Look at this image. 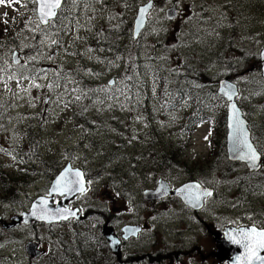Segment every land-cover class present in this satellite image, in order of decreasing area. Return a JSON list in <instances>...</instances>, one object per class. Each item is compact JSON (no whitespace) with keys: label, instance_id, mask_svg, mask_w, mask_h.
Wrapping results in <instances>:
<instances>
[{"label":"rangeland","instance_id":"374dc122","mask_svg":"<svg viewBox=\"0 0 264 264\" xmlns=\"http://www.w3.org/2000/svg\"><path fill=\"white\" fill-rule=\"evenodd\" d=\"M148 2L77 0L73 6L68 0L58 20L40 25L45 31L26 26L29 19L38 21L28 0L0 4V67L7 65L0 74V216L12 221L29 211L68 165L91 181L69 204L84 218L0 233L2 264H118L105 254L106 220L120 232L128 224L142 227L127 242L120 264H227L212 254L218 246L212 231L264 227V0H180L172 19L167 14L176 0H154L147 26L134 40L139 6ZM89 69L99 75L87 74ZM25 70L39 74L36 83L45 87L25 93L21 88L29 87L30 79L20 85L8 79ZM55 72L61 87L50 91L46 85ZM64 74L68 89L88 93L66 108L56 103ZM225 78L239 88L238 105L262 155L257 171L228 159L226 132H220L228 102L218 92ZM125 84H135L127 95L140 101L127 106L131 111H122L105 92L93 95L95 89ZM63 99L71 96L65 93ZM120 102L126 103L123 96ZM202 112L208 118L198 122ZM140 114L144 120L134 122ZM133 135L139 139L129 144ZM161 179L173 187L197 181L214 193L199 211L175 196L147 199L144 192L156 189ZM62 199L56 195L54 205ZM34 243L38 256L44 252L41 258L27 254Z\"/></svg>","mask_w":264,"mask_h":264},{"label":"snow or ice","instance_id":"6c2138e0","mask_svg":"<svg viewBox=\"0 0 264 264\" xmlns=\"http://www.w3.org/2000/svg\"><path fill=\"white\" fill-rule=\"evenodd\" d=\"M29 3L34 5L31 9V11L38 15V21H33L29 19L26 21V26L28 24H33L35 30L45 31L44 29H41L40 25H48L51 26L53 23V18L56 20L59 19L57 10L62 9V5L67 4L68 0H28ZM97 2H102V0H97ZM170 3L171 0H168ZM21 0H0V4H5L6 6H11L12 4H20ZM71 3L73 6L76 5L77 0H71ZM179 5L180 0H176V4L172 6L171 9L168 10L167 18L172 19L179 11ZM21 6L26 7L27 4H21ZM154 8V4L152 0H149V3L146 6H142L139 8V16L136 20V33L139 34L140 29L143 27L145 16L149 15L150 10ZM164 8H161L160 11H164ZM114 19V17H113ZM7 22V21H6ZM59 31V29H57ZM19 36V34H17ZM77 40L80 39L79 36L76 37ZM40 44H43L44 41H40ZM59 42L56 40H52V44H58ZM103 51V49H100ZM67 51V49H65ZM88 51H93L92 49H89ZM74 54V53H71ZM262 58H264V54H262ZM12 59L15 61L16 64L20 63L19 58L16 55H13ZM30 60H35L36 57L32 56L29 57ZM51 59V57H49ZM117 59H120L118 56ZM2 60V58H0ZM109 63H114L113 61H109ZM23 67V66H22ZM7 68L6 63L0 67V74H2ZM56 76V79L53 80V82L46 85V87L51 91L54 90L56 87H61L59 80L61 79V75L59 72L54 73ZM87 74L91 75H99V73H92L91 70H88ZM46 75V73H45ZM39 74H33L31 76L26 74V70L22 71L20 73L19 77H16L14 73L8 74V79H16V82L18 85H20L21 80L30 79L32 81L31 85L29 87H22L21 90L25 93H28L30 88L34 87L36 89H41L45 87V85L36 83V80L38 78ZM62 79L65 81V85L63 86V92H61L60 96L57 97L56 103L63 104V107H68L69 104H74L76 102H79L82 99V96L84 98L88 97V93L82 92V90L78 89L77 87H72L71 89H68L67 83L69 82V74H64ZM123 79L131 81L133 79L132 76H126ZM76 84H79V81H75ZM110 84H116V81H110ZM5 87L7 85L5 84ZM135 87V84L132 86H129L127 84L124 85L123 88L118 89H111L108 88L104 89H95L93 90V95H95L98 92H105L107 94L108 100H114L120 109L123 110H129L131 111L132 108L127 107L128 105H135L139 104L140 101L135 96H129L127 95L128 91H131V88ZM155 90V86L153 88V91ZM80 92L81 94L72 95L74 93ZM220 92L223 93L224 96L227 97L228 101H232L233 97L237 96L238 89H236L234 86L230 84H223L220 88ZM67 93L71 96V99L64 100V94ZM167 91H165V95H167ZM17 96L19 97V94L17 93ZM124 97V101L126 103L120 102V97ZM22 98V97H20ZM38 99V97L34 98ZM45 103H51V100H45ZM101 103H103L101 101ZM186 103V101H185ZM33 106H35L33 104ZM114 106L113 103L108 104L109 108H112ZM163 107V106H162ZM84 111H87V107L84 108ZM133 121H143L144 117L142 114L136 115L133 118ZM230 123L228 127L231 129L230 131V139L233 141L234 145L236 146L234 148V152L236 153L234 158L244 160L246 161L252 168H256L258 166V161L261 158V153L257 151V148L254 146V144L251 142L250 136H249V129L245 125V121L241 118L240 109L236 107L235 103H232L230 105ZM46 122V121H45ZM94 123V122H93ZM147 127V124L144 125ZM80 127H83L82 125ZM0 128H2V125H0ZM209 135H211V132H209ZM139 139L138 136L133 135L129 140L128 143L131 144L133 140ZM208 137L205 136V140H207ZM85 173L80 170H73L72 168H65L64 171L60 174V176L55 180V183L51 187V190L41 198V207L37 209L36 205H33V210L31 212V216L40 220V221H46L48 223H54L64 220H69L70 218H73L76 216V212L72 211L69 208H56L55 210L48 207L49 205V199L48 197H52L55 194H59L60 196H66V195H75V194H85L88 189L85 187V180H84ZM88 184L91 183V181L87 182ZM193 190H195V193H193ZM180 194H184L185 198L188 200L189 203L193 207L200 206L201 200H206L208 197H211L213 195L212 191L208 189H202L200 183L195 184H186L180 189L177 190ZM79 211V210H78ZM28 221L25 220L24 223H27ZM126 231H133L130 229H126ZM134 231H139V229H136ZM233 232H238L239 238H237L236 235H233ZM226 238L235 245H242L245 254L243 257H237V261H242V264H264V255H261V253H264V228H257L254 224L250 225L248 227H238L237 229H233L231 232L225 233ZM37 239H41V237L37 236ZM125 239H127V236H125ZM113 244L119 245L120 241L114 240L112 241ZM2 246V245H0Z\"/></svg>","mask_w":264,"mask_h":264},{"label":"water","instance_id":"95a60500","mask_svg":"<svg viewBox=\"0 0 264 264\" xmlns=\"http://www.w3.org/2000/svg\"><path fill=\"white\" fill-rule=\"evenodd\" d=\"M152 2H153V4H154V1L152 0ZM149 3V2H148ZM147 3V4H148ZM147 4H145V5H141L140 7H142V6H146ZM176 4V3H175ZM139 7V8H140ZM152 10V9H151ZM151 10H150V12H151ZM57 12H59V10H57ZM179 14V11L177 12V14L175 15V16H177ZM138 16H139V11H138V15H137V17H136V20H137V18H138ZM54 19V18H53ZM136 20L134 21V26H133V36H134V39H137L138 37H139V34L144 30V28L146 27V25H147V22H148V15H146L145 16V20H144V24H143V27L140 29V31H139V34L137 35V33H136ZM43 25V24H42ZM18 51H15L14 52V55H17L18 56ZM262 54H264V48L262 49V51H261V54H260V57H261V64H262V70H263V75H264V58H262ZM223 84H230V85H232V86H234L236 89H238V87H237V85L235 84V83H233L232 81H230L228 78H226V79H223V80H221L220 81V83H219V89H218V92H219V94H221V95H223V93H221L220 92V88H221V86L223 85ZM239 95V90H238V94H237V96ZM224 96V95H223ZM237 96H235V97H233V100L232 101H228V106H227V152H228V157H229V159L231 160V161H239V162H244V163H246V165L248 166V168H249V170L250 171H257V170H259L260 168H261V158H260V160L258 161V166L256 167V168H252L246 161H244V160H240V159H237V158H234L235 157V155H236V153L234 152V148L236 147L235 145H234V143H233V141L230 139V131H231V129L228 127V125H229V123H230V119H229V117H230V105L232 104V103H235L236 104V107L238 108V109H240V113H241V118L245 121V125H246V127L249 129V136H250V139H251V142L253 143V141H252V138H251V130H250V128H249V123H248V121H247V119H246V117L244 116V113H243V110L239 107V105H238V103H237V100H236V98H237ZM226 99H227V97L226 96H224ZM228 100V99H227ZM254 144V143H253ZM254 146H255V144H254ZM258 151V150H257ZM259 152V151H258ZM260 153V152H259ZM66 168H72V166L71 165H68ZM73 170H77L76 168H72ZM78 170H80V169H78ZM64 171V169L60 172V174L62 173ZM80 171H82V170H80ZM83 172V171H82ZM60 174L57 176V178L60 176ZM56 178V179H57ZM56 179H54L53 180V182H52V185H51V187L53 186V184L55 183V180ZM84 180H85V187L88 189V186H87V178H86V176L84 175ZM190 183H192V184H195V183H199V182H197V181H192V182H188L187 184H190ZM184 185H186V184H184ZM184 185H182V186H180V187H178V188H176V189H174V190H171V188L169 187V185H168V183H166V182H163V181H161L160 182V184H159V186L157 187V189H155V190H153V189H150V190H147V191H145V197L147 198V199H150L151 197H153V196H150V195H153V194H157V196H155L156 198H161V197H165V196H168V195H174V196H176V197H178V198H180L182 201H183V203H185L186 205H188V206H190V207H192V208H194V209H201L202 207H203V205H204V200H201V202H200V206H198V207H193L192 205H191V203H189L188 202V200L185 198V195L184 194H180L177 190L178 189H180L181 187H183ZM51 187L49 188V191L51 190ZM201 188L202 189H208V190H210V191H212V189H210V188H205V187H203L202 185H201ZM161 190V191H160ZM48 191V192H49ZM193 193H195V190H193ZM212 193H213V191H212ZM56 195H59V194H55L54 196H52V197H48V199H49V205H48V207L49 208H51V209H53V210H55L56 208H69L68 207V204L71 202V201H73V200H75V199H77L79 196H81L82 194H75V195H66V196H63V199L60 201V202H58L56 205H54V200H55V197H56ZM60 196V195H59ZM42 197H44V196H41V197H39L37 200H35L33 203H32V205H31V208H30V212H26V213H24V216H19V217H16V218H13V223H11L9 226H14V225H17V224H19L21 221H25V220H27L28 222H27V224H29V223H31L32 221H34V222H36V223H38V222H45V223H48V222H46V221H40V220H38V219H36V218H34V217H32L31 216V212H32V210H33V205H36L37 206V209L39 208V207H41V198ZM154 197V198H155ZM70 209V208H69ZM72 211H75L76 212V216L75 217H73V218H76V219H81L82 218V216L79 214V209H71ZM71 219V218H70ZM64 221H66V220H64ZM60 222V221H59ZM49 224H51V223H49ZM110 228V227H109ZM109 228H104L103 229V234H104V236H105V238L108 240V243H109V246L111 247V250L114 252V253H116L119 257L121 256V251H120V244H121V241H120V239L117 237V235L114 233V231H113V228H111V229H109ZM126 229H130V230H133V231H126ZM136 229H139V231H134V230H136ZM234 228H232V229H229V230H227L226 232H231L232 230H233ZM124 231H125V234H124V238H125V236H127V239L128 238H130L132 235L133 236H137L138 235V233L141 231V227H139V226H133V225H129V226H127V227H125L124 228ZM235 232H233L232 234H234ZM215 237H216V239H217V242H219V250H218V252H217V254H216V257L218 258V259H220L221 261H225V260H227L228 261V263L229 264H242V261H237V257L239 256V257H243V255L245 254V250H244V248H243V246L242 245H235V244H232L228 239H222V240H218V234H216V235H214ZM237 238H239V234H238V232H237ZM119 240L120 241V244L119 245H115V244H113L112 243V241H114V240ZM30 246V247H29ZM28 246V251L30 252V253H32L34 256L37 254V256H38V254H39V252L37 253V252H34V248L36 247V244H30ZM261 255H264V253H261Z\"/></svg>","mask_w":264,"mask_h":264},{"label":"flooded vegetation","instance_id":"af4514ba","mask_svg":"<svg viewBox=\"0 0 264 264\" xmlns=\"http://www.w3.org/2000/svg\"><path fill=\"white\" fill-rule=\"evenodd\" d=\"M25 212V211H24ZM23 212V213H24ZM14 216H20L19 214L17 215H14ZM15 218V217H14ZM13 219V218H12ZM13 223V222H12ZM106 223H108L110 226H112V223H111V221L110 220H106ZM11 224V221H9L8 220V218H5L4 216H0V233H1V235L3 236L4 234H8V233H15V229H17V228H19L20 226H22V225H24V223H20V224H18V225H15V226H9ZM33 224V223H32ZM35 225V224H34ZM244 226V225H243ZM213 232V234L214 235H216V234H218V240H222V239H224L225 238V235H224V232L223 231H216V232H214V231H212ZM116 233L118 234V236L120 237V240H121V248H122V252H123V256H124V251H126V244H127V242L129 241V240H131V238L130 239H127V240H125V239H122V237H123V233H120L119 231L117 232L116 231ZM215 237V236H214ZM0 239H1V237H0ZM214 241H215V243H218V246H217V248L219 247V242H217V239H216V237L214 238ZM106 246H108V243H107V241H105V239H104V249L106 248ZM110 250V249H109ZM27 251V250H26ZM44 253V252H43ZM43 253H42V255L39 257V258H41L42 256H43ZM27 254L28 255H31L28 251H27ZM212 254H214L213 252H212ZM109 255H111V257H113L114 258V255L112 254V252L110 251V253H109ZM32 256V255H31ZM126 260L125 259H121V260H119L117 257H116V262L118 263V264H120V263H123V262H125ZM0 264H2V258H0Z\"/></svg>","mask_w":264,"mask_h":264},{"label":"trees","instance_id":"16d2710c","mask_svg":"<svg viewBox=\"0 0 264 264\" xmlns=\"http://www.w3.org/2000/svg\"><path fill=\"white\" fill-rule=\"evenodd\" d=\"M22 1H24V0H22ZM29 5H30V7L32 8V7H35L34 5H32L31 3H28ZM13 6V5H12ZM7 7H10V6H7ZM43 26V25H42ZM208 118V115H207V113H204V112H202V117H201V119L200 120H197L198 122H200V121H202V120H204V119H207ZM224 130V134H225V132H226V121H225V119H224V122H223V127H221V130H220V132H222ZM225 144H226V141L224 142V146H225ZM88 177V176H87ZM106 250H109L108 249V247L106 246ZM110 251V250H109ZM109 251H107V253H106V251H105V254H109L110 252ZM111 257V255H108V258H110ZM111 260H113V258L111 257Z\"/></svg>","mask_w":264,"mask_h":264}]
</instances>
